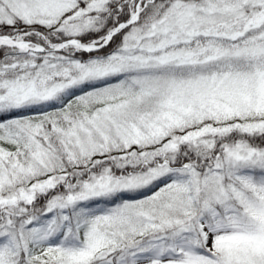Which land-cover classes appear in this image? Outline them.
Segmentation results:
<instances>
[{
    "label": "snow or ice",
    "instance_id": "snow-or-ice-1",
    "mask_svg": "<svg viewBox=\"0 0 264 264\" xmlns=\"http://www.w3.org/2000/svg\"><path fill=\"white\" fill-rule=\"evenodd\" d=\"M0 264H264V0H0Z\"/></svg>",
    "mask_w": 264,
    "mask_h": 264
}]
</instances>
